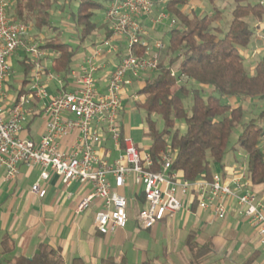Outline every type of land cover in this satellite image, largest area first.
<instances>
[{
	"label": "built area",
	"instance_id": "2783aa9c",
	"mask_svg": "<svg viewBox=\"0 0 264 264\" xmlns=\"http://www.w3.org/2000/svg\"><path fill=\"white\" fill-rule=\"evenodd\" d=\"M156 0H110L105 11L104 21L109 23L116 40L127 46V52L105 78L106 90H98V80L94 75L96 67L92 61L107 47L109 52L117 51L114 41L105 40L95 49L91 67L81 73L71 71L75 83L71 91L64 88V80L50 70L46 71V59L56 52L41 49L40 42L30 39L31 25L15 21L9 16L14 0H0V167L5 168L6 178L14 181L19 175V166L41 169L40 181H48L50 174L59 176L69 186L74 181L80 185H91L93 193L80 201L76 211L89 209L94 199L102 202L96 214L95 228L103 235L114 229L124 228L129 221V200L120 190L133 183L143 189L145 205L138 209V227L151 229L158 223L170 219L182 209V197L193 196L199 209H213L216 217L225 219L228 203L237 200L239 213L253 228L264 248V198L248 190V181L241 173L234 178V187L224 184L220 175L214 180L200 179L189 182L172 171L173 155L162 153L160 170L153 172V159L149 150L141 151L129 135L120 129V114L124 94L129 92L134 79L145 78L154 73L160 63V52L165 48L162 40L152 47L143 39L142 18L150 17ZM156 24L170 20L173 28L176 21L167 12L159 14ZM261 38H264L262 36ZM143 44L146 50L142 55L135 54L133 48ZM23 52L35 64L33 76L28 80L27 93L23 89L11 88L15 56ZM23 57H20L22 59ZM45 60V65L41 63ZM175 75V71H173ZM42 76L49 80L57 79L60 91L48 95L41 84ZM13 90V95L8 93ZM42 115L46 121V132L40 141L24 139L21 136L23 124L31 111L29 105L36 99H46ZM71 115L73 118H69ZM71 135L76 140L73 146L64 147L63 142ZM112 141L121 155L109 162L110 151L100 152L105 142ZM113 178L115 186L110 181ZM32 192L44 198L47 191L40 182L32 186Z\"/></svg>",
	"mask_w": 264,
	"mask_h": 264
},
{
	"label": "trees",
	"instance_id": "16d2710c",
	"mask_svg": "<svg viewBox=\"0 0 264 264\" xmlns=\"http://www.w3.org/2000/svg\"><path fill=\"white\" fill-rule=\"evenodd\" d=\"M71 1L15 0L9 10L13 20L32 23L38 33H55V36L47 37L40 48L57 53L50 57L51 71L64 82L69 81L78 54L88 46H95L102 36L106 40L113 37L109 23L95 20L107 6L99 0H79L77 11L67 15L74 23L78 44L73 46L65 41L63 32L54 24V12L60 11L63 17ZM162 7L177 23L170 29L165 48L160 52L157 71L144 80L137 93L140 99L134 105L145 114V136L150 140L149 155L154 163L152 171L160 170L162 153L170 151L174 157L172 171L180 173L185 180H212V165H223L230 139L234 131L241 128L232 150L243 152L252 184L264 185V110L256 118L248 119L242 104L234 106L222 100L264 103V53L253 71L246 68L242 54V49L247 48L256 35L255 23L264 21V1L234 0L232 19L226 30L222 28L223 11L220 8L214 7L209 14L200 15L193 8L192 0H166ZM124 48L127 50V46ZM145 50L143 44L133 48L137 55H142ZM22 57L17 60L25 78L20 95L27 93L25 86L35 69L34 63ZM45 70L48 71L47 67ZM11 88L16 90L13 85ZM206 89L212 94H206ZM190 97L189 111L185 101ZM158 121L162 122V127ZM120 129L128 135L123 125ZM197 204L195 199L194 209ZM1 246L5 253L13 251V242L7 235ZM187 247L196 259L205 257L211 250L209 243L200 245L192 234ZM11 262L66 264L60 250L48 251L45 246H41L32 259L19 256ZM73 264L86 263L75 259ZM102 264L126 263L107 259Z\"/></svg>",
	"mask_w": 264,
	"mask_h": 264
},
{
	"label": "crops",
	"instance_id": "0c3cea01",
	"mask_svg": "<svg viewBox=\"0 0 264 264\" xmlns=\"http://www.w3.org/2000/svg\"><path fill=\"white\" fill-rule=\"evenodd\" d=\"M192 5L197 11L201 8V0H192ZM160 10L162 6L158 5L150 17L142 18L143 26H151L150 20L152 17H157ZM167 25L164 22L154 25L155 33L150 32L148 33L150 38L144 35L143 39L148 42V40L152 41L153 35H165ZM255 26L256 35L251 44L242 51L250 71H253L259 61L255 62L256 59L260 55L262 57L264 53V38H261L264 36V21H257ZM105 40L104 36L100 37L95 46H88V49L78 54L71 71L81 73L84 68L89 69L96 47ZM111 40L114 41L117 51L109 52L107 47H102L101 54L92 61L96 67L93 76L98 80L100 92H105L106 76L115 69L127 52L124 43L116 40L114 36ZM21 56L25 55L20 51L14 60H18ZM45 62L48 71H51L50 58ZM68 77L69 81L64 82V88L71 91L75 76L70 73ZM143 79H134L130 91L124 94L123 119L128 107L135 105V102L140 99L137 93L144 83ZM41 84L46 87L48 95L50 93L56 95L60 91L57 79L49 80L48 77L42 76ZM51 85L53 90H50ZM29 87L27 83L25 86L27 92ZM8 93L10 96L13 95L12 90ZM230 101L234 106L240 105L238 104L240 100L231 99ZM47 102L48 98L36 99L29 105L28 109L31 113L23 124L21 132L24 139L38 142L45 134L46 121L42 111ZM245 102L252 104L254 101ZM68 117L73 118L71 115ZM122 125L125 127L126 134H129L127 125L124 122ZM75 140V135L69 136L63 142L64 147L73 146ZM106 150L111 153L110 163L121 155L110 140L105 142V148L100 154L104 155ZM238 153L243 154L242 151ZM242 169L243 167H237L235 158L230 166L224 162L223 165L213 164L212 180L215 175H220L224 184L234 187V178L241 173L248 181V190L264 198V185L254 186L247 169ZM40 172L41 169L38 167L29 168L20 165L18 177L14 181H9L6 178L5 168L0 167V264H13L12 259L19 256L32 259L39 253L41 246H45L48 251L60 250L66 264H73L75 259H82L86 264H102L107 259L126 264H264V248L248 221L240 215L236 199L229 201L227 217L219 219L211 208L196 207L194 209L193 196L186 195L182 197V209L173 219H166L151 229H141L138 227L136 217L138 209L145 205L143 189L130 183L129 186L120 190V194L125 195L130 203L128 209L130 218L127 225L122 229H114L108 235H103L95 228L96 214L102 208V202L99 199H94L89 209L81 213L76 211L80 201L93 193L92 186L80 185L77 181L67 186L59 176L53 173L50 174L48 181H40ZM179 175L183 177L180 173ZM110 181L114 187L113 178H110ZM37 182H40L42 188L47 191L44 198L38 197L31 190ZM190 234L195 235L200 245L209 243L211 250L205 257L194 258L187 247ZM6 235L13 242V251L10 253H5L1 246Z\"/></svg>",
	"mask_w": 264,
	"mask_h": 264
},
{
	"label": "rangeland",
	"instance_id": "374dc122",
	"mask_svg": "<svg viewBox=\"0 0 264 264\" xmlns=\"http://www.w3.org/2000/svg\"><path fill=\"white\" fill-rule=\"evenodd\" d=\"M165 1L166 0H158L155 3V5L156 6H158V5L163 6ZM99 2H102L104 4V6L108 5L107 0H99ZM78 3H79V0H72L70 5L67 6L66 13L63 15V17L61 16L60 11L54 12V19H55L54 24H55V26H57L59 28V30L63 32V35H62L63 39L67 42H70L73 46H76L78 44V37H77L76 32L74 31V28H75L74 23H72L71 21H69L67 19V15H69L71 12L77 11ZM214 7L220 8L223 11L222 28H223V30H226L229 26L231 19H232L231 12H232L233 7H234V0H201V8L197 9V12L200 15L207 14V13L209 14ZM162 11H164L163 7H162V10L159 11V14L162 13ZM104 12H105L104 10H101L98 13V16H96V18H95V20L97 22L104 21V18H103L104 14H105ZM153 13H154V11H153ZM159 14L155 18L152 17V19L150 20L151 26H148V27L143 26L145 37L150 38V35H149L150 32H152L153 34L155 33L154 27L158 23L156 24L154 21L157 20L156 18H158ZM164 23L168 24L166 27V31H165L166 34L165 35L161 34L160 36L153 35L151 37L152 41L148 40V42L151 44L152 47L154 46V44L158 40H162L164 43H166L168 41V34H169L170 29H171L169 27L170 20L168 19ZM30 25H31V30H30V34H31L30 37L31 38L30 39H32V41H34V42H40V44L43 45L45 42V39L47 37L55 36V33L53 31H45L44 33H38L36 31L34 25L32 23H30ZM244 50L245 49H242V51H244ZM260 58H261V55L256 59L255 62H257ZM44 61L45 60H43L42 63L45 65ZM46 61H47V59H46ZM12 66H13V76L11 79V83L15 84V88L18 89V88H20V85H21L20 84L21 79L24 78V70L19 65V63L17 62L16 59L13 61ZM174 68H175V70H177V65L174 66ZM246 68L250 69V67L247 63H246ZM152 74L153 73L148 74L143 80L150 77ZM50 90H53L52 85H51ZM129 91H130V89H129ZM12 93H14L13 90H12ZM206 94H208V95L212 94V91L206 89ZM213 94H215L217 96L216 93H213ZM50 95H52V94L50 93ZM138 98H139V96H138ZM222 100L224 103L231 104V101L227 98H222ZM185 104H186L187 109L190 111L191 104H192L191 97L185 101ZM238 104H242L244 107H246V116L248 119L250 117L251 118L253 117V119L256 118L258 113L264 110V103H262V102L260 104V102L254 101V102H252V104H250V103L247 104V102L240 100ZM124 109L125 108L123 107L121 114H120L121 122H124V124H126L127 127L129 128L130 131H129L128 135L131 137V139H133V142L135 143L136 147L138 149H140L141 151L146 150L147 148L150 147V140L147 138V136H145V131H146L145 117H144L145 114H143V112L139 111L138 109L135 108L134 105H132L131 107H128V110L126 111L127 113L125 115V118L123 119L122 114H123ZM158 122H159V126L162 127V125H163L162 122L161 121H158ZM263 124H264V122H263ZM182 128H183V126H181V129ZM240 133H241V128H237L234 131V134L232 135L230 142L228 144V151H227V154L225 156L224 163H227L230 166V164H232V162L234 163V158H235V160L237 161V167H243V169L244 168L247 169V162L244 163V160H245L244 154H242V153L240 154V153H238V151L235 152L232 150V148L237 143V140H238ZM129 218H130V216H129Z\"/></svg>",
	"mask_w": 264,
	"mask_h": 264
}]
</instances>
